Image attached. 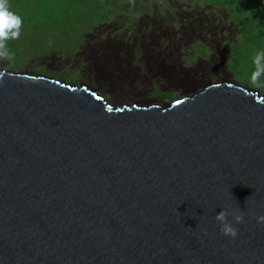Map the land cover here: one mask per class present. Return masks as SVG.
<instances>
[{"label":"water","instance_id":"95a60500","mask_svg":"<svg viewBox=\"0 0 264 264\" xmlns=\"http://www.w3.org/2000/svg\"><path fill=\"white\" fill-rule=\"evenodd\" d=\"M258 216L257 98L217 87L167 113H114L88 93L0 82V264H264Z\"/></svg>","mask_w":264,"mask_h":264},{"label":"rangeland","instance_id":"374dc122","mask_svg":"<svg viewBox=\"0 0 264 264\" xmlns=\"http://www.w3.org/2000/svg\"><path fill=\"white\" fill-rule=\"evenodd\" d=\"M93 1L7 0L22 24L0 72L86 84L121 105L171 103L223 80L264 96V75L251 79L264 51V0H122L105 23ZM172 67L169 74L190 80L153 75Z\"/></svg>","mask_w":264,"mask_h":264},{"label":"bare ground","instance_id":"6f19581e","mask_svg":"<svg viewBox=\"0 0 264 264\" xmlns=\"http://www.w3.org/2000/svg\"><path fill=\"white\" fill-rule=\"evenodd\" d=\"M174 69L175 67L174 68L172 67V69L170 70H164V69H160L158 71L155 70L153 71V75L160 77V79L165 80V81L169 80L170 83L173 85L176 83L179 84L180 79H184L185 81L190 80L188 75H185L182 78L177 75H171L168 73L169 71L174 72ZM190 69H191V66L187 67L188 71L193 70V69L191 70ZM196 72L200 73V71H196ZM0 82H28V83L43 84V85H57V86H61V92L88 93L91 96L101 97L102 104L105 105L110 111L114 113H128L135 109H138V114L151 111V110H158L160 113H167L175 104L192 102L198 96H204L209 90L217 88V87L232 89V90H235L241 93L243 96L257 98L259 100L260 106L264 105V96L260 95L258 91L247 89L229 80L209 83L208 85L200 88L199 90L190 94L189 96L175 99L171 103L160 104V103H157L156 101V102H151V103L135 102L133 104H124V105L110 103L109 101H107V99L105 98L103 94L98 92L97 89L90 88L86 84H81L77 86V85H72L64 81L54 79L51 77H46V76L31 75L29 73H19V72L3 70L2 72H0Z\"/></svg>","mask_w":264,"mask_h":264},{"label":"clouds","instance_id":"9594fccd","mask_svg":"<svg viewBox=\"0 0 264 264\" xmlns=\"http://www.w3.org/2000/svg\"><path fill=\"white\" fill-rule=\"evenodd\" d=\"M22 19L10 10L7 0H0V57H9L10 54L6 47L8 40L17 39L20 36ZM255 70L252 73V82L256 83L258 78L264 75V51H259L253 58ZM228 212L221 209L216 213L215 219L220 222V230L223 234L235 237L237 229L227 222ZM243 219L242 215H235L234 220L239 223ZM257 222H264V216H258Z\"/></svg>","mask_w":264,"mask_h":264},{"label":"trees","instance_id":"16d2710c","mask_svg":"<svg viewBox=\"0 0 264 264\" xmlns=\"http://www.w3.org/2000/svg\"><path fill=\"white\" fill-rule=\"evenodd\" d=\"M170 1V0H169ZM176 0H173V1H170V2H175ZM122 2V0H94L92 5L94 8L102 11V9H104L102 12L104 13V16H101V19L103 20L102 23H105V21H108L111 19V16L112 14L115 15V13L113 12V8L114 7H118V6H121L119 5L120 3ZM190 7V6H189ZM132 7L131 6H128V9H131ZM218 10H221V9H218ZM224 11V10H222ZM101 12V13H102ZM135 11H133L134 13ZM102 13V14H103ZM231 14H233V12H231ZM117 17V16H116ZM122 17V16H121ZM120 17V18H121ZM119 18V21L121 22L122 20ZM162 22H165L168 21V20H160ZM171 21V20H169ZM172 21H178L176 19H173ZM171 21V22H172ZM125 22H129L128 20H126ZM124 26V25H123Z\"/></svg>","mask_w":264,"mask_h":264}]
</instances>
